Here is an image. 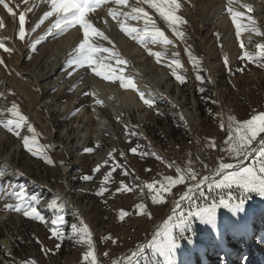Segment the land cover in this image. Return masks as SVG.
I'll use <instances>...</instances> for the list:
<instances>
[{"label": "rangeland", "instance_id": "374dc122", "mask_svg": "<svg viewBox=\"0 0 264 264\" xmlns=\"http://www.w3.org/2000/svg\"><path fill=\"white\" fill-rule=\"evenodd\" d=\"M11 1L8 0L11 6L14 5V12L19 14L24 10L16 0ZM182 3L183 7L178 14L187 21L186 24L179 26L185 34L184 41L172 35L171 30L154 9L147 10L156 17L161 29L165 30L170 38L176 40L174 48L180 49L183 67L173 65V68H176L178 74L186 77V82L181 84L167 66L174 58H178L173 56L177 50L169 52L157 62L156 58L149 54V49L158 51L155 47L161 43H152L151 38L146 37L142 43L147 55L144 63L146 77H154L156 68L166 71L169 78L165 83L160 84L159 88L161 91H166L170 86L168 97L158 99V96L156 100L153 99L152 108L143 103L142 109L132 108L128 112L125 111L123 120L116 119L112 112L104 109L103 115L114 126L115 136L106 133L98 143V148L93 134L99 122L91 116L92 96L85 93H94L97 90L101 92L106 87L104 80L95 76L91 70L68 74L70 70L66 62L70 52L65 50L60 40L72 29L64 34L49 35L37 45L36 52H32L30 47L22 51V45L24 46L27 39L19 40L18 15L14 19L0 5V16L3 15L0 17V21L3 22V26L0 27V39L5 40L7 46L15 49L11 54L0 49V57L4 58L7 65V67L0 65V93L6 96V99L0 98V112L10 107L13 101L19 105L22 114L28 118V123L36 130V144L33 147L45 146L47 155L56 162L50 165L39 156H33L23 146L20 137L0 126V169L5 170V175L0 178V264H26L30 260L35 261V264H88L83 258L89 250L88 245L77 242L78 237L67 238L72 235L73 225L79 229L85 224L92 234L97 264H114L115 261L124 263L131 253L151 241L159 222L166 217L171 205L180 199L189 184L196 182L188 179L187 176L194 172L196 179L200 180L218 161L234 162L228 152V136L232 134L236 122H243L255 112L264 111V68L256 63L242 60L240 57L243 50L239 45L243 40L249 52L258 53L256 45L264 43V38L244 29L241 30L240 38L235 37V25L226 12L227 0H182ZM247 3V0H240V4L234 7L244 12L245 17L251 15L264 26V0L255 2V6L261 8V17L252 7L251 11L241 7ZM102 9L104 7L98 8V10ZM217 9L221 20L218 21L219 23L214 22L213 19V13ZM41 15V13L35 15L36 22L43 16ZM28 20L26 19L25 28L30 27ZM206 21L208 23L203 28ZM241 23L247 26V19H242ZM106 36L110 40H102L100 37L101 43L104 42L103 47L110 48L122 59L119 53L114 52L118 49L114 34L108 32ZM249 37H253L250 42ZM138 40L139 38H132V42ZM186 48L190 49L197 58L199 71L188 58ZM101 54H104L100 55L101 57L107 58L103 62L115 68L117 75L123 74L125 78L131 79L136 84L130 76L132 65L128 57L124 60L125 64L128 63L130 66L128 69H123L117 64L116 56H110L109 53ZM225 56L229 59L228 64L224 62ZM57 64H62V71L68 78L66 82L63 81L64 84H53L55 79L37 83V78L33 75L39 77L45 72L49 73L58 66ZM186 73L190 74V78ZM197 75L204 79L198 80ZM108 82L113 86L122 87L119 80ZM48 86L50 88L46 90ZM122 88L125 91H135L131 88ZM201 88L203 91L200 90ZM144 89L146 95L149 90L155 91L149 82L145 83ZM43 103L49 110L42 106ZM60 105L67 106L66 110H57ZM76 109L80 111L73 116L72 113ZM82 109H86L84 115L81 114ZM0 118L11 117L4 115ZM124 120L130 125L125 124ZM130 130L137 135L130 136ZM87 132L92 137L85 141L84 145L83 135ZM21 133L32 135L27 128L22 129ZM190 141L192 143H189ZM213 143L215 146L210 147ZM88 147H94L96 150L87 153L85 149ZM132 147H138L136 154L130 151ZM109 152L113 153L114 160L109 158ZM121 152L124 155H120ZM145 152H155L164 162L152 155L139 154ZM256 156L258 152L252 159ZM105 160H109L107 165L101 167L99 172L93 171L98 164L103 165ZM168 163L173 164V167H168ZM117 164L122 167H115L113 171ZM64 167H70L67 174H64ZM177 167L186 173L185 182L171 187L170 191H159L161 185L167 183V177L178 178L181 175L176 171ZM125 170L128 175L123 174ZM109 171L112 172V178L107 185H104L108 191L103 196H99L97 192L101 187L103 176ZM86 176H92L93 179L85 180ZM149 183L155 184V190L146 187ZM122 184L128 185L133 190L117 191ZM9 185H22L30 196H37L39 203L35 206L46 218V222L5 210L6 204L17 202L7 195L12 191ZM205 195H208L207 191ZM218 195L227 198L226 191L216 189L211 192V198H216ZM232 195L238 198L240 193L233 190ZM154 196L157 197L156 200H153ZM54 199L58 205H64L62 211L49 206ZM261 200L259 195L252 194L244 205L245 209L250 208L248 213L253 215V219H250L257 233L251 243L247 244L245 252L241 256L233 257L222 252L219 255L218 249H223L224 245L214 242L205 249L209 252L205 253L209 259L216 254L219 256V260L211 264H264V247H262L264 242H258L260 235L264 233V208L261 207L263 204ZM195 202L204 203L199 197H196ZM141 204L144 205L143 208L139 207ZM181 210L187 212L189 209L184 206ZM121 211L128 213L123 220L120 219ZM225 211L226 208L220 207L217 218L224 216ZM57 215L63 216L65 221L59 226L65 235L61 240L55 239L51 233V229L57 226L51 223ZM234 215L242 218L245 214L241 212ZM2 218L4 219L1 220ZM190 235L191 242L186 239L181 240L176 249V264H190V261L197 263L205 259L203 253L197 250L209 243L204 224L195 220ZM219 236L222 240L225 239L221 232ZM108 237L111 239H107ZM237 240V236L232 237L231 242L235 243ZM229 246L226 244L225 248ZM193 249L199 254H195L192 260ZM146 253L151 256L148 250ZM158 261L159 264H163L162 258H158ZM151 264L157 262L153 261Z\"/></svg>", "mask_w": 264, "mask_h": 264}, {"label": "snow or ice", "instance_id": "6c2138e0", "mask_svg": "<svg viewBox=\"0 0 264 264\" xmlns=\"http://www.w3.org/2000/svg\"><path fill=\"white\" fill-rule=\"evenodd\" d=\"M29 0H23L24 4H28ZM41 3L47 6L44 11L43 16L38 20V22L30 25L26 31V13L32 11L31 8H26L18 14V36L20 41L29 40V47L32 52L37 51V45L42 43L47 39L49 35L64 34L70 29L75 28L78 32L82 30V37L79 40L78 46L74 49L75 55L72 56L66 63L68 66L69 75L74 74L80 70L84 72H91L102 78L105 81L119 80L120 84L124 88H131L138 93V98L143 101V103L149 108L154 107V100L146 95L143 90L137 88V85L131 80L123 76V74L117 75L116 69L110 64L104 63V57H99L98 53H109L110 56H116L115 53L108 47H97L93 43L95 37H101L107 40L108 37L100 31L91 22L90 14L95 13L98 8L108 6V15L111 16L113 20L117 22L121 30L124 31L133 39L139 37L140 42L144 43L146 37L151 38L152 43H162L163 45H173L176 43L175 39L169 37L165 30L161 29L157 23V19L153 14L147 9H154L155 13L163 20L167 25V28L171 30L172 35L180 41L185 40V34L180 30V25H184L187 21L183 16L179 15V11L183 7L182 0H40ZM240 4V0H227L225 5L226 12L231 16V20L235 25V37H241V30L244 29L249 33H255L257 36L264 38V26L260 25L257 20L248 15L245 17V13L237 10L234 5ZM0 5H2L8 13L12 15L15 19L17 13L14 12L13 6H11L8 0H0ZM109 5H116L117 7H111ZM147 6V7H145ZM33 8L38 7V5H33ZM241 7L248 8L251 11L250 5H241ZM56 17L54 21L51 22L43 35L37 37L35 40H31V33H34L45 21L50 20V18ZM247 19V26L241 23L242 19ZM143 21L142 28H136L131 26L128 21ZM107 23V21H105ZM3 26V22L0 21V27ZM142 34V35H141ZM239 47L243 50L242 60L246 62L256 63L259 67L264 68V43H258L256 47L258 48V53L249 52L245 46L243 40L240 41ZM0 49H3L5 53L11 54L15 49L14 47L7 46L5 40L0 39ZM188 58L193 61L194 68L199 71V63L197 58L192 54L190 49H185ZM149 54L154 56L157 62H160L161 57L164 55L159 51H152L149 49ZM180 53L174 52V57H179ZM31 59V57H29ZM117 64H123L125 61L116 56ZM225 64L229 63L227 56L224 58ZM0 65L7 67L3 57H0ZM176 67L182 68L183 64L180 59L174 58L171 64L167 66L171 69L172 75L181 83L186 82V77L177 73ZM243 71L244 69H240ZM122 73V70H121ZM198 80H203L204 78L200 75L196 77ZM75 85L73 86V88ZM203 91V89H200ZM86 95L95 96V93H85ZM0 98L6 99L4 93H0ZM96 105H103L104 101L99 97L95 100ZM79 109L73 111L72 115L75 116L79 113ZM8 115L11 118H0V126L5 128L8 132L14 134L23 142V146L32 153L33 156H39L44 159L46 163L54 165L56 162L47 155L44 150L43 145L39 148H34L33 145L36 144V130L28 123V118L22 114L19 105L14 101L11 102V106L6 108L3 112H0V117ZM127 128V125H125ZM27 128L29 135H22L21 130ZM130 136H135L137 133L134 131H129ZM228 152L233 158V163L220 162L218 167H216L210 175L204 176L202 179L197 180L196 174L193 172L188 179L196 180V183L189 187L185 191L180 199L188 200L189 204L185 205L189 210L187 212L181 210L179 212H174L170 215L167 221L164 223L163 228L156 235L159 237L153 238L148 244L144 245L137 252L130 254L128 258V264H151V262L156 261L159 264L158 258H162L163 264H176V249L180 245L181 240H189L191 242V231L192 225L195 220H198L202 224L210 225L215 227L217 222V212L220 207H224L232 211L234 214L243 212L244 205L247 200L250 199L252 194L264 197V111L255 112L249 119L243 122H236L232 134L228 136ZM253 144L259 147H252ZM214 143L210 147H214ZM99 147V144L96 145ZM96 150L94 147H88L85 149L87 153H93ZM130 151L133 154L138 152V147H132ZM258 152L251 163H246L253 153ZM141 156L152 155L157 159L163 158L159 157L155 152L152 153H139ZM120 155H124L122 152ZM110 159L114 160L112 152L108 153ZM109 160H105L103 165L98 164L93 171L99 172L101 167L107 165ZM115 167H122L120 165H115ZM168 167H173V164L168 163ZM178 173L181 175L178 178L167 177V183L161 185L159 191H170L171 187L179 184H183L186 179V173L183 169L176 168ZM189 171H191L189 169ZM124 175L129 173L125 170ZM5 175V170L0 169V178ZM18 175H23V173H18ZM112 178V172L109 171L103 176V181L101 182V187L97 192V195L103 196L108 189L104 186L109 183ZM218 178V179H217ZM85 180H92V176L84 177ZM10 193H7L10 197L14 198L16 203H8L5 205V210L14 211L17 213H22L24 216L29 217L34 220H39L41 222H46V218L40 213L38 208L35 206L39 203V199L35 195H29L22 185L12 186ZM148 189L155 190V184L149 183L146 185ZM222 190L227 192V198L224 196H217L216 198H211V192L213 190ZM133 189L126 184H122L117 191H132ZM233 190L240 193L239 197L232 195ZM207 191L208 195H205ZM196 197L203 200L204 203L195 202ZM157 197L154 196L153 200ZM162 199V197H161ZM52 208H58L60 211L63 210V204H57L54 199L49 205ZM143 208L144 205H139ZM176 208H180V203L178 202ZM128 213L126 211L120 212V219L123 220ZM64 217L57 215L56 219L51 223L57 225L51 229L52 236L57 240L65 238L63 231L60 229V225L64 223ZM77 242H82L88 245L89 250L84 254V260L88 264H97V256L95 252V246L92 241V234L85 224L83 228H77L76 225L72 227V235L67 237L69 239H76ZM107 239H111L108 237ZM59 245H57L58 247ZM147 249L151 256L145 252ZM47 251V250H46ZM26 264H35V261H27ZM114 264H123L122 261H115Z\"/></svg>", "mask_w": 264, "mask_h": 264}, {"label": "bare ground", "instance_id": "6f19581e", "mask_svg": "<svg viewBox=\"0 0 264 264\" xmlns=\"http://www.w3.org/2000/svg\"><path fill=\"white\" fill-rule=\"evenodd\" d=\"M256 1L257 0H247V2H248L247 5H250L258 13V16L261 17V8L255 6V2ZM10 2H12V1L10 0ZM16 2L20 5L21 9L22 8H24V9L31 8L32 9V11H29V12L26 13V19H29L28 21H30V25L33 24V23H36L35 15H40V13L43 15L44 11L47 9V6L45 4H43V3H41L40 0H29L28 4H24L23 0H16ZM19 5H18V7H19ZM33 5H38V7L33 8L32 7ZM109 6L117 7L116 5H109ZM217 11H218V9L214 11L213 19H214V22L219 23L221 20L219 19V14H218ZM1 16H3V15H1ZM53 18L52 19L50 18V20L45 21V23L42 26H40V28H38L34 33H31L30 39L31 40H35L37 37L43 35L45 30H46V28L48 26H50V24H51V22L53 20L56 19V17H53ZM90 18H91V22L94 24V26L97 27L100 31H102L105 34V36H106V34L108 32L114 34V37L116 39L115 40V45H117V47H118V49L115 50L114 52L119 53L118 55H121L123 60H124V58L128 57L127 59H129L128 61H130L129 63L132 65V67L130 69V76L135 80L136 84L138 85V88L140 90H145L144 89L145 83L149 82L150 85L154 88L155 91L149 90L148 95H147L148 97H150V98H152L154 100H156L158 98V96H159L158 99H160V97L161 98H167L168 97L167 93H168V90L170 89V86H168L166 91H161L159 86H161L162 83H165L168 80L169 74L166 71H164V70L156 68L157 71H156V73H155L156 75L154 77H152V78H147L146 77L147 73H145V64L144 63L147 60V55L145 54L146 53V51L144 50L145 47L142 48V43L140 42V39L138 41H136V42H132V37L129 36L128 34H126L124 31H122L120 26L117 24V22L115 20H113L111 18V16L108 15V6H105L104 9H102V10H98L97 9L95 13H91L90 14ZM105 21H107V23H105ZM128 23L131 26H134L136 28H142L143 27V21H139L138 22V21H134V20H129ZM207 23H208V21L204 22L203 28L207 25ZM28 28L29 27L26 26V31L28 30ZM13 30H14V28H13ZM9 34L11 36L10 32H9ZM12 34H13V32H12ZM81 37H82V30H80L78 32L75 28H73L71 31H69L65 35V37H63L60 40L62 42V46L65 48V50H69V52H70V56H68L69 59L72 58V56H74L76 54L74 49L78 46V43H79V40H80ZM100 39L101 38L98 37V36L93 39V43L97 47H103L102 44L104 42L101 43ZM252 39H253V37H249L248 41L250 42V40H252ZM108 40H110V39H108ZM111 44H112V42H111ZM28 45H29V40L27 39V42H25L24 46L22 45L23 48L21 46H20V48H22V51L26 50L27 47H29ZM175 45L176 44H174L172 46H168V45L165 46V45H163L161 43V44H158V46L156 44L157 47H155V49H158L159 52H162L164 55L161 58H164L169 52H171V51L173 52L174 50H177L176 48H174ZM111 46L112 45H110V47ZM177 51L180 53V49L177 50ZM106 54H108V53H106ZM97 55H99V56L101 55L102 56L104 54L98 53ZM178 58H180V60L182 59L181 53H180ZM210 58H211V56H210ZM127 64L128 63H126V64L123 63V64H120V65H121V67L123 69H126V68L128 69V66H130V65L129 64L127 65ZM154 64L156 65V62ZM57 65L58 66H55L53 69H51V71L49 73L45 72V74H41L39 77H36V75L35 76L33 75V77L37 78V83H43V82H47L48 80L51 81L52 79H55L53 84H59V83H61V84L63 83L64 84V82H66L67 81L66 79H68V78L66 77V75L62 71V67H63V66H61L62 64L61 65L57 64ZM186 75H187L188 78H190V74L189 73H186ZM95 80H96V77H95ZM103 83H104V85L106 87L105 90H103L101 92L99 90H97V91L94 92L96 95L92 96L93 105L91 107V116H92V118H95V120H97L99 122V125H98V127L96 128V130H95V132L93 134L97 144L101 142V138L106 133L111 134L112 136H115L114 126L111 124L110 120L106 116L103 115L104 109H108L110 112H112L115 115L116 119L123 120V115L126 113L125 111L128 112V110H130L132 108L142 109L144 107V104L138 98V93L136 91H125L122 87L113 86L111 83H109L108 81H105V80L103 81ZM99 84H101V83H99ZM49 88H50L49 86L46 87V90L49 89ZM97 97H99L100 99H102L104 101L103 105H96L95 100H96ZM42 106L44 107L45 103H43ZM72 107L74 108L75 105H73ZM44 108L49 110V108L47 106L44 107ZM66 108H67V106L60 105V106H58L57 110L65 111ZM50 111H52V110L50 109ZM85 111H86V109H82L81 110V114H83ZM124 122H125V124L130 125L127 121L124 120ZM83 136H84V140H83L84 143L82 142V144L85 145L86 144L85 141H88L89 138L92 137V135L89 132H87ZM255 153H253L252 157L255 155ZM252 157H250L249 160L246 161V163H251L253 161ZM220 162L221 161H218V163L215 166L210 167L209 173L205 174L204 176L210 175L212 173V171L216 167H218ZM69 169H70V167H64L63 168L64 174H67ZM195 183L196 182H193V183L189 184L188 187L186 188V191H187V189L189 187H191ZM260 198L262 199L261 201H263V204L261 205V207L264 208V197L260 196ZM178 202L180 203V208L179 209L176 208V205H177ZM188 203L189 202L186 199L183 200V201H181V199L175 201L171 205L170 209L168 210V213H167L166 217L162 221L159 222V224L157 226L156 233L153 236V238L155 237V238L159 239V237L156 234L161 231V229L163 228V225L167 221L168 217L170 215H173L174 212H179L182 209V207H184ZM248 206L252 207V205H250V204H248ZM249 209L250 208L245 209V207H244L243 212H244L245 215H244V217L241 216L242 218H239L238 216H235L232 211H230L229 209L226 208L224 216H221V217L217 218V222H216L215 227L204 224V227H205V229L208 232L207 241L209 243H206V245L204 247L202 246V248H200V249L198 248L197 250L203 253L205 259L203 261H199L197 263L196 262L194 263V262L189 260L190 264H211V262H215V261L219 260V258H218L219 256L217 254L220 255L221 252L228 254L229 257L241 256L243 254V252H245L247 244L249 245L251 243V241L253 240V237H255V235L257 234L255 228H253V221L251 220V219H253V215L248 213ZM3 219L4 218H2L1 220H3ZM220 232L224 235V237H225L224 240H222V238L219 236ZM236 236H237V239H238L237 242H235V243L231 242L232 237L236 238ZM259 238L260 239H259L258 242L259 243H263L264 242V233H262ZM152 239H150V240H152ZM214 242H218L219 245L223 244L224 247H223V249L221 248V250L218 249L219 252H217L216 256H214V257L209 259V257L207 255L205 256V253H209V252L205 251V249L210 247V245L213 244ZM229 242H231L232 245ZM226 244H229L230 246L225 248ZM262 247H264V246H262ZM197 250L193 249L191 251L192 252L191 253L192 260L195 258V254H199L198 252H196ZM263 250H264V248H263ZM128 258L126 259V261L123 264H128Z\"/></svg>", "mask_w": 264, "mask_h": 264}, {"label": "water", "instance_id": "95a60500", "mask_svg": "<svg viewBox=\"0 0 264 264\" xmlns=\"http://www.w3.org/2000/svg\"><path fill=\"white\" fill-rule=\"evenodd\" d=\"M254 147H259V146L255 144V146H254ZM145 245H146V244H145ZM146 251H147V249H145V252H146Z\"/></svg>", "mask_w": 264, "mask_h": 264}, {"label": "built area", "instance_id": "2783aa9c", "mask_svg": "<svg viewBox=\"0 0 264 264\" xmlns=\"http://www.w3.org/2000/svg\"><path fill=\"white\" fill-rule=\"evenodd\" d=\"M189 143H192L191 141Z\"/></svg>", "mask_w": 264, "mask_h": 264}, {"label": "crops", "instance_id": "0c3cea01", "mask_svg": "<svg viewBox=\"0 0 264 264\" xmlns=\"http://www.w3.org/2000/svg\"><path fill=\"white\" fill-rule=\"evenodd\" d=\"M174 187V186H173ZM176 188V187H175Z\"/></svg>", "mask_w": 264, "mask_h": 264}]
</instances>
